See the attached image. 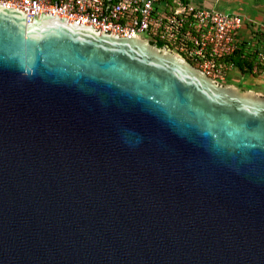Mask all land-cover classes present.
I'll use <instances>...</instances> for the list:
<instances>
[{
    "label": "water",
    "instance_id": "obj_1",
    "mask_svg": "<svg viewBox=\"0 0 264 264\" xmlns=\"http://www.w3.org/2000/svg\"><path fill=\"white\" fill-rule=\"evenodd\" d=\"M0 264H264V95L0 4Z\"/></svg>",
    "mask_w": 264,
    "mask_h": 264
},
{
    "label": "built area",
    "instance_id": "obj_2",
    "mask_svg": "<svg viewBox=\"0 0 264 264\" xmlns=\"http://www.w3.org/2000/svg\"><path fill=\"white\" fill-rule=\"evenodd\" d=\"M0 4L21 9L28 22L42 11L120 36L161 42L223 83L235 67L228 57L237 49V33L245 20L196 0H0ZM256 52L264 60V46Z\"/></svg>",
    "mask_w": 264,
    "mask_h": 264
},
{
    "label": "crops",
    "instance_id": "obj_3",
    "mask_svg": "<svg viewBox=\"0 0 264 264\" xmlns=\"http://www.w3.org/2000/svg\"><path fill=\"white\" fill-rule=\"evenodd\" d=\"M197 3L215 8L223 12L238 13L244 17V22L237 33L238 44L242 42L248 49L257 50L261 43L258 34L264 27V0H196ZM247 20L249 22H247ZM261 29V30H260ZM224 83H231L244 89H253L264 95V72L254 76L250 72L242 73L238 67H233ZM241 84V86H240Z\"/></svg>",
    "mask_w": 264,
    "mask_h": 264
},
{
    "label": "trees",
    "instance_id": "obj_4",
    "mask_svg": "<svg viewBox=\"0 0 264 264\" xmlns=\"http://www.w3.org/2000/svg\"><path fill=\"white\" fill-rule=\"evenodd\" d=\"M261 35V43L264 46V33L258 32ZM157 46H164L161 42H152ZM236 67L240 69L242 73L250 72L254 76H258L264 72V60L260 59L256 50L248 49L242 42L238 44L237 49L228 57Z\"/></svg>",
    "mask_w": 264,
    "mask_h": 264
},
{
    "label": "rangeland",
    "instance_id": "obj_5",
    "mask_svg": "<svg viewBox=\"0 0 264 264\" xmlns=\"http://www.w3.org/2000/svg\"><path fill=\"white\" fill-rule=\"evenodd\" d=\"M206 6H208V4H205ZM240 86H241V84H240ZM261 95H263V94H261Z\"/></svg>",
    "mask_w": 264,
    "mask_h": 264
}]
</instances>
